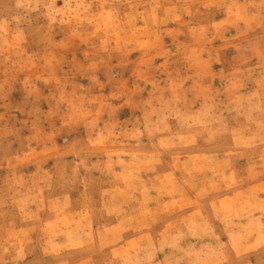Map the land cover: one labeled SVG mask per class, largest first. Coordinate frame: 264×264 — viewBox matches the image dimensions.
I'll list each match as a JSON object with an SVG mask.
<instances>
[{"label": "rangeland", "instance_id": "rangeland-1", "mask_svg": "<svg viewBox=\"0 0 264 264\" xmlns=\"http://www.w3.org/2000/svg\"><path fill=\"white\" fill-rule=\"evenodd\" d=\"M0 264H264V0H0Z\"/></svg>", "mask_w": 264, "mask_h": 264}]
</instances>
